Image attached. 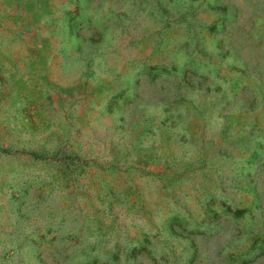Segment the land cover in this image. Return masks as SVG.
Masks as SVG:
<instances>
[{
	"label": "rangeland",
	"instance_id": "374dc122",
	"mask_svg": "<svg viewBox=\"0 0 264 264\" xmlns=\"http://www.w3.org/2000/svg\"><path fill=\"white\" fill-rule=\"evenodd\" d=\"M0 264H264V0H0Z\"/></svg>",
	"mask_w": 264,
	"mask_h": 264
},
{
	"label": "trees",
	"instance_id": "16d2710c",
	"mask_svg": "<svg viewBox=\"0 0 264 264\" xmlns=\"http://www.w3.org/2000/svg\"><path fill=\"white\" fill-rule=\"evenodd\" d=\"M33 154V153H32ZM35 156V155H34Z\"/></svg>",
	"mask_w": 264,
	"mask_h": 264
}]
</instances>
